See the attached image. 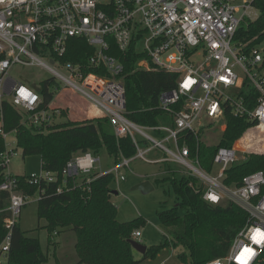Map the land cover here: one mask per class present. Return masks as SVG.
<instances>
[{"label":"built area","instance_id":"obj_1","mask_svg":"<svg viewBox=\"0 0 264 264\" xmlns=\"http://www.w3.org/2000/svg\"><path fill=\"white\" fill-rule=\"evenodd\" d=\"M263 11L264 0H0V137L4 143L0 191L8 193L2 208L8 215L3 221L6 233L0 241V264H10L13 230L19 225L22 207L31 199L38 202L42 198L25 192L18 174L8 169L13 151L6 142L11 132L2 126L3 102H10L24 123L35 126L51 123L53 112L59 110L50 102L41 106L43 96L37 88L8 75L15 64L50 72L63 88L77 93L101 112V117H107L117 138H130L135 150L130 157L121 156L102 168L98 155L76 152L62 170L64 177L89 181L112 174L119 182L124 179L121 169L129 168L135 158L148 163L175 162L184 168L183 175L197 179L195 187L189 184L202 192L205 201H230L246 214L227 253L204 264H242L245 247L255 255L243 264H257L264 249V243L253 239H260L257 229L264 232V166L244 174L237 183L226 184L224 179L234 162L249 153L264 154V148L236 146L247 129L264 127V28L249 33ZM72 37L84 39L93 48L82 62L63 59ZM132 44L144 54L138 67L148 69L152 64L177 74L175 86L158 97L157 107L169 117L165 122L148 126L126 116L125 87L119 77L123 65L109 50L114 46L123 52ZM226 113L254 124L230 145H214L206 169L198 153L199 146H205L201 130L210 128L211 123L224 130ZM153 148L161 149L164 157L149 158ZM26 179L38 184L56 177L42 170L41 175H26ZM78 181L71 188L78 186ZM71 188L59 185L56 192ZM132 236L136 240L141 233L135 229Z\"/></svg>","mask_w":264,"mask_h":264},{"label":"trees","instance_id":"obj_2","mask_svg":"<svg viewBox=\"0 0 264 264\" xmlns=\"http://www.w3.org/2000/svg\"><path fill=\"white\" fill-rule=\"evenodd\" d=\"M263 28L264 11L258 21L251 25L249 33H257ZM261 37H264V31ZM92 52L93 48L84 39L72 37L68 40L63 59L82 62ZM109 52L123 65L119 77L125 87L126 116L138 124L148 126L168 120L167 114L157 107L158 97L162 91L175 86L177 74L152 64L148 69L138 67L137 61L144 54L137 52L133 44L123 52L114 46ZM39 84L37 89L43 96L41 106H44L53 99L60 86L53 78L44 79ZM68 91L63 89L52 104L61 105L58 101L64 96L70 99L62 106L71 119L96 114L97 109L93 105L77 93ZM78 107H83L84 112H80ZM52 116L53 121L46 126L29 125L22 121L21 113L10 102H3V129L13 132L15 144L21 148L22 155H39L42 170L56 177V180L29 184L26 175H18L20 186L25 192L42 196L37 202L36 214L38 218L45 219L44 227L47 231L58 233L63 228L74 231V248L78 257L74 264H137L148 256H154L165 246H170L176 252L182 264H204L227 253L235 234L246 221L245 212L230 201L225 204L205 201L202 192L194 189V185H198L195 177L173 175L168 177V181L177 201L175 205L158 211L160 223L169 228L168 238L162 243L148 246L141 259H136L128 239L133 238L131 231L137 228L139 219H117L116 206L110 199L113 175L94 176L89 181L77 176L62 175L66 162L76 152L90 151L98 155L105 151L114 161H118L121 156L130 157L135 152L130 138H117L107 117L70 120L64 118L65 112L62 109L53 112ZM226 120L227 125L218 145H230L247 127L254 124L229 113H226ZM236 146L249 150L264 148V127L247 129ZM216 147L200 145L198 148L200 163L206 169L210 168ZM3 148V139L0 137V151ZM263 166L264 154L249 153L244 159L230 165L224 182L237 183L244 174ZM78 179L79 185L71 188ZM59 185L71 190L57 193ZM7 197V192L0 191V209L7 204ZM7 215L6 210L0 211V241L6 233L3 221ZM49 242L55 243L53 235H49ZM46 261L47 253L42 250L39 239L28 236L16 225L8 262L43 264ZM257 264H264V249Z\"/></svg>","mask_w":264,"mask_h":264},{"label":"rangeland","instance_id":"obj_3","mask_svg":"<svg viewBox=\"0 0 264 264\" xmlns=\"http://www.w3.org/2000/svg\"><path fill=\"white\" fill-rule=\"evenodd\" d=\"M8 75L12 79L32 88L39 87V83L42 80L52 78L50 72L39 66L20 64L12 65L9 68ZM59 86L60 88L55 92V97L63 90V85L59 83ZM65 90L69 92V89L65 88ZM69 100L68 97L62 96L58 103L63 105L65 101ZM70 106L72 107V105ZM78 109L80 112H84L83 107H78ZM63 110L66 117L70 119L68 112L65 109ZM209 127L203 131L201 130L202 142L205 146H214L220 142L225 129L222 130L221 126H216L212 123ZM146 131L155 137L151 130ZM6 142L9 144L7 148L13 151L8 163V169L11 173L34 176L42 174L39 155H22L21 148L15 144L13 133L7 136ZM98 156L102 168L113 164V159L105 151H101ZM147 156L149 158H163L164 153L161 149L153 148ZM183 171L184 168L175 162L148 163L142 159L135 158L130 162L129 168L121 169V172L124 173V179L116 182L113 178L110 183V187L113 189V192H110V199L116 206L117 219L119 221H128L138 218L139 223L135 229L140 231L141 236L137 237L136 240L147 247L164 242V239L168 236L169 228L160 223L158 211L175 205L177 200L174 190L169 184L168 177L173 175L181 176ZM143 181H148L152 188L147 191L134 188L136 184ZM226 202L224 200L220 204H225ZM36 208V200L31 199L28 201L21 209L19 225L28 236H34L39 239L42 250L47 253V261L43 264H74L78 259L74 248V231L63 228L56 234L48 232L44 227L45 219L37 217ZM49 235H53L54 244L49 242ZM133 255L136 259H141L142 257V253L135 249H133ZM163 259H166L165 264H182L177 259L176 252L170 246L163 247L154 256H148L137 264H162L161 260Z\"/></svg>","mask_w":264,"mask_h":264},{"label":"water","instance_id":"obj_4","mask_svg":"<svg viewBox=\"0 0 264 264\" xmlns=\"http://www.w3.org/2000/svg\"><path fill=\"white\" fill-rule=\"evenodd\" d=\"M101 116H102V113L99 112L95 117H101ZM134 188L147 191V190H150L152 188V186L150 185V183L148 181H143V182H140L139 184H136L134 186ZM114 193H116V191H114ZM128 241H129L130 245L132 246V248L137 250L138 252L143 254L146 251L147 246L142 244L141 242H139L133 238L128 239Z\"/></svg>","mask_w":264,"mask_h":264},{"label":"snow or ice","instance_id":"obj_5","mask_svg":"<svg viewBox=\"0 0 264 264\" xmlns=\"http://www.w3.org/2000/svg\"><path fill=\"white\" fill-rule=\"evenodd\" d=\"M213 199H215V197H213ZM257 234L259 235L260 239H257V237L254 236L253 239L255 240V242L264 243V232H260V230L257 229ZM253 255H255L254 251L251 248L245 247L243 253L241 254L242 264L244 260L250 259Z\"/></svg>","mask_w":264,"mask_h":264},{"label":"crops","instance_id":"obj_6","mask_svg":"<svg viewBox=\"0 0 264 264\" xmlns=\"http://www.w3.org/2000/svg\"><path fill=\"white\" fill-rule=\"evenodd\" d=\"M63 89H65V88H63ZM66 89H67V88H66ZM54 98H55V95H54L53 99H54ZM53 99L50 101V106H51V107H54V108H59V107H60V109H62V108L64 109V106H62V105H53V104H52ZM90 105H91V104H90ZM63 109H62V110H63ZM64 112H65V111H64ZM98 113H99V111L97 110L96 114H95L93 117H95ZM64 118H67L66 115H65ZM85 118H92V116H90V117H83V118H79V119H71V118H70V120H82V119H85ZM67 119H68V118H67ZM11 133H13V132H11Z\"/></svg>","mask_w":264,"mask_h":264},{"label":"bare ground","instance_id":"obj_7","mask_svg":"<svg viewBox=\"0 0 264 264\" xmlns=\"http://www.w3.org/2000/svg\"><path fill=\"white\" fill-rule=\"evenodd\" d=\"M263 127V126H262Z\"/></svg>","mask_w":264,"mask_h":264}]
</instances>
